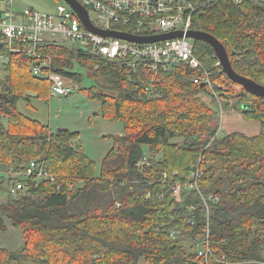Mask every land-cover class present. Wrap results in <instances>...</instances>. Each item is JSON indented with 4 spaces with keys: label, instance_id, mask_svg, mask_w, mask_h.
Masks as SVG:
<instances>
[{
    "label": "trees",
    "instance_id": "obj_1",
    "mask_svg": "<svg viewBox=\"0 0 264 264\" xmlns=\"http://www.w3.org/2000/svg\"><path fill=\"white\" fill-rule=\"evenodd\" d=\"M3 14L0 7V21ZM198 20L195 29L225 46L234 71L264 86V4L219 1ZM194 44L213 83L239 86L216 67L210 45ZM12 48L0 35V76L8 74L0 91V167L9 176L0 235L9 222L21 229L25 245L18 252L0 246V264H264V98L242 88L244 109L226 107L259 123V135L219 136L213 110L201 102L212 92L195 83L198 74L189 67L175 66L151 82L154 74L144 66L131 76L120 61L45 42L38 53L51 66L43 74L82 84L76 66L85 68L94 81L88 96L101 102L104 118L124 125L96 175L79 133L52 132L18 109L30 101L29 91L45 99L52 83L34 74L40 61ZM33 161L44 163L55 181L26 178ZM19 181L26 190L14 197L10 188ZM177 186L180 203L173 197ZM208 229L206 261L198 251Z\"/></svg>",
    "mask_w": 264,
    "mask_h": 264
},
{
    "label": "built area",
    "instance_id": "obj_2",
    "mask_svg": "<svg viewBox=\"0 0 264 264\" xmlns=\"http://www.w3.org/2000/svg\"><path fill=\"white\" fill-rule=\"evenodd\" d=\"M87 9L92 25L103 31L126 33L138 37H154L183 32L182 38L168 39L154 43L139 44L129 41L103 37L86 28L75 11L65 1L59 6L56 14H43L28 8L22 12L13 11L12 2L0 0L4 14L0 21L2 43L11 48L21 44L13 52H23L40 61L34 68V74L48 79L52 83L51 93L54 96L69 97L75 94L78 83L69 82L60 74L43 69L51 66V58L38 53V47L45 42L65 43L83 50L85 53L100 56L111 61L124 63L131 76L138 72L140 66L153 72L151 82H156L162 72H170L175 66L185 65L197 72L195 83L208 85L216 95L217 89L223 87L212 82L213 72L206 70L195 54V44L186 37L189 31H199L195 25L198 16L219 1L233 5L249 2L264 4V0H77ZM220 62L216 65L219 67ZM221 110V109H220ZM222 111V110H221ZM199 170L193 174V187H197ZM24 176L40 184L55 181L44 163L33 161ZM26 190L23 182H16L10 188L16 197ZM173 197L181 202V187L174 189ZM209 229L199 246L198 255L206 261L211 256Z\"/></svg>",
    "mask_w": 264,
    "mask_h": 264
},
{
    "label": "rangeland",
    "instance_id": "obj_3",
    "mask_svg": "<svg viewBox=\"0 0 264 264\" xmlns=\"http://www.w3.org/2000/svg\"><path fill=\"white\" fill-rule=\"evenodd\" d=\"M12 2V9L15 12H22L25 9L31 8L43 14H56L59 6H64L63 0H9ZM5 8V5L4 7ZM195 43V41H192ZM76 70L85 76L82 84H78L79 90L69 97L54 96L50 93L45 99H39L34 92H27L26 96L30 97V101L22 100L18 103V109L28 117L36 119L42 124L48 126L52 132L58 130H68L69 132L79 133L78 143L81 145L85 154L94 162L96 175L101 174V167L104 158L111 151L114 139L118 138L124 133L123 123L117 121L113 122L103 117L102 104L96 98L88 96L89 91L94 86V81L88 77V70L76 66ZM7 73L4 71L0 76V91H2ZM221 85V84H220ZM83 88V90H81ZM242 87L237 86L234 89L222 88V93L216 95H203L201 102L213 110L214 126H219L218 117H220V109L228 112L226 107H236L237 109H244L245 104L240 100V93ZM237 110L236 112H240ZM230 114H226L227 125L229 130L234 132H244L247 125H257L259 123L250 121L239 113L233 116L240 117L241 123H230ZM225 123V124H226ZM223 128V130H222ZM227 130L223 124L221 131L219 129V136H223ZM179 141H175V143ZM148 156V155H147ZM4 180V190L0 193V203L7 200L8 193L6 189L8 174L5 168L0 167V181ZM25 242L21 229L12 227L8 222V230L0 235V246L10 252H18L24 248ZM142 264H146L142 261Z\"/></svg>",
    "mask_w": 264,
    "mask_h": 264
},
{
    "label": "water",
    "instance_id": "obj_4",
    "mask_svg": "<svg viewBox=\"0 0 264 264\" xmlns=\"http://www.w3.org/2000/svg\"><path fill=\"white\" fill-rule=\"evenodd\" d=\"M63 1H65L68 5L71 6V8L75 11V13L78 15V17L80 18V20L82 21L83 25L86 28L103 37L121 39L132 43L147 44V43L165 41L168 39L182 38L184 36L183 32H174L163 36L138 37L126 33L103 31L92 25V23L90 22L87 9L84 8L77 0H63ZM186 37L194 41H202L210 45L213 48L216 57L220 62L223 73L227 76L229 80L241 86L245 91L251 93L252 95L264 98V86H261L256 82H254L253 80L243 77L234 71L230 62L229 54L225 46L216 37L202 31H189L186 34Z\"/></svg>",
    "mask_w": 264,
    "mask_h": 264
},
{
    "label": "crops",
    "instance_id": "obj_5",
    "mask_svg": "<svg viewBox=\"0 0 264 264\" xmlns=\"http://www.w3.org/2000/svg\"><path fill=\"white\" fill-rule=\"evenodd\" d=\"M243 114L242 111L240 112H236V111H230V112H224L223 110L221 111L220 110V117H218V123H219V129L221 131V127H222V124L224 126V128L227 130V134H232V133H242L244 135H247V136H250V137H254V136H257L261 133V125L260 126H257V125H254V126H251V125H247L244 132H234L232 130H229V126L227 125L226 121H227V118H225V115L226 114H230L231 116L229 117L230 119V122L229 124L231 123H235V122H238V123H241V118L240 117H236V116H233V114ZM226 123V124H225ZM257 123V122H256ZM223 130V128H222ZM225 134V135H227Z\"/></svg>",
    "mask_w": 264,
    "mask_h": 264
}]
</instances>
